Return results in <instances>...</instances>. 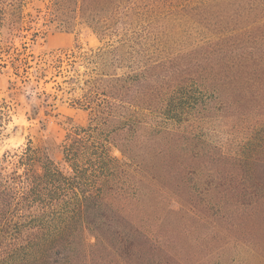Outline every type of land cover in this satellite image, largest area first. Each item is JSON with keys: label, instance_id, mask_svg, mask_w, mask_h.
<instances>
[{"label": "trees", "instance_id": "obj_1", "mask_svg": "<svg viewBox=\"0 0 264 264\" xmlns=\"http://www.w3.org/2000/svg\"><path fill=\"white\" fill-rule=\"evenodd\" d=\"M27 1L0 0V31ZM45 10L27 23L101 43L72 78L90 118L0 159V264H264V0Z\"/></svg>", "mask_w": 264, "mask_h": 264}, {"label": "rangeland", "instance_id": "obj_2", "mask_svg": "<svg viewBox=\"0 0 264 264\" xmlns=\"http://www.w3.org/2000/svg\"><path fill=\"white\" fill-rule=\"evenodd\" d=\"M44 1H27L26 24L15 36L6 28L0 31V105H7L9 114L0 133V159L25 148L28 139L35 145L43 140L61 144L72 126H86L90 118L74 105L82 91L72 78L85 71L81 56L101 43L85 27L65 33L54 25L42 26V19L27 23L38 10L46 11ZM9 37L10 43H4ZM114 156L121 158L118 151Z\"/></svg>", "mask_w": 264, "mask_h": 264}]
</instances>
